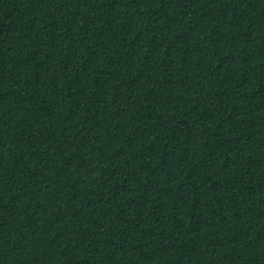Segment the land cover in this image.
<instances>
[{
  "label": "trees",
  "instance_id": "1",
  "mask_svg": "<svg viewBox=\"0 0 264 264\" xmlns=\"http://www.w3.org/2000/svg\"><path fill=\"white\" fill-rule=\"evenodd\" d=\"M0 264H264V0H0Z\"/></svg>",
  "mask_w": 264,
  "mask_h": 264
}]
</instances>
